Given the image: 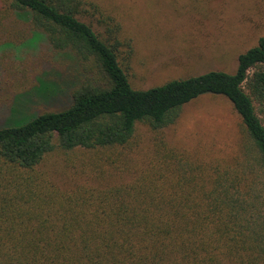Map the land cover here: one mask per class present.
<instances>
[{"label":"trees","instance_id":"16d2710c","mask_svg":"<svg viewBox=\"0 0 264 264\" xmlns=\"http://www.w3.org/2000/svg\"><path fill=\"white\" fill-rule=\"evenodd\" d=\"M84 5L0 0V48L36 34L71 54L82 77L67 107L0 128V264H264V37L233 73L136 90L117 47L80 20ZM6 21L30 37L12 43ZM205 95L225 97L240 118L243 143L231 164L198 163L156 139L147 165H134L126 149L137 123L158 132ZM59 154L76 156L90 184H57L48 166Z\"/></svg>","mask_w":264,"mask_h":264},{"label":"rangeland","instance_id":"374dc122","mask_svg":"<svg viewBox=\"0 0 264 264\" xmlns=\"http://www.w3.org/2000/svg\"><path fill=\"white\" fill-rule=\"evenodd\" d=\"M84 2L80 20L100 39L117 47L120 66L136 90L209 71L233 73L238 56L264 37V0ZM3 9L0 20L7 15ZM10 21L4 24L12 43L30 37L27 26ZM28 40L24 46L0 48V128L14 118L67 107L70 101L66 93L82 78L71 54L68 57L52 51L46 40L36 34ZM41 84L70 88L43 96ZM31 90L30 101L19 99L20 94ZM156 139L198 163L223 165L238 157L243 143L240 118L231 103L219 95L201 96L186 104L176 122L158 132L145 122L137 123L126 149L134 165H147ZM78 164L76 156L59 154L50 159L48 168L64 188L90 184L79 175Z\"/></svg>","mask_w":264,"mask_h":264}]
</instances>
